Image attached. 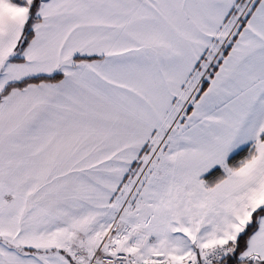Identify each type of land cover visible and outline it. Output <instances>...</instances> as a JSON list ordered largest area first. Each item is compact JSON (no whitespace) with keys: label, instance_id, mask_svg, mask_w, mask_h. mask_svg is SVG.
Returning a JSON list of instances; mask_svg holds the SVG:
<instances>
[{"label":"snow or ice","instance_id":"6c2138e0","mask_svg":"<svg viewBox=\"0 0 264 264\" xmlns=\"http://www.w3.org/2000/svg\"><path fill=\"white\" fill-rule=\"evenodd\" d=\"M0 264H264V0H0Z\"/></svg>","mask_w":264,"mask_h":264}]
</instances>
